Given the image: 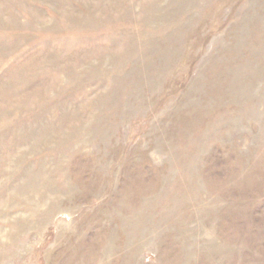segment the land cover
<instances>
[{
	"label": "rangeland",
	"instance_id": "rangeland-1",
	"mask_svg": "<svg viewBox=\"0 0 264 264\" xmlns=\"http://www.w3.org/2000/svg\"><path fill=\"white\" fill-rule=\"evenodd\" d=\"M0 264H264V0H0Z\"/></svg>",
	"mask_w": 264,
	"mask_h": 264
}]
</instances>
